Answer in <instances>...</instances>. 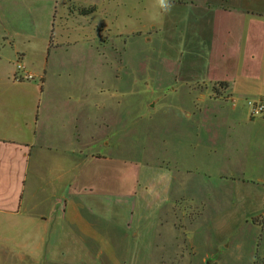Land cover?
<instances>
[{"label":"crops","instance_id":"0c3cea01","mask_svg":"<svg viewBox=\"0 0 264 264\" xmlns=\"http://www.w3.org/2000/svg\"><path fill=\"white\" fill-rule=\"evenodd\" d=\"M118 1L121 30L106 0L112 16L93 26L96 39H170L171 82L158 83L183 99L169 118L137 115L133 126L142 105L125 100V51L111 54L121 84L93 54L74 68L57 52L26 69L38 83L14 82L30 41L0 39V264H254L264 256L254 223L264 219V113L251 118L246 101L264 103V0H168L167 12L158 0ZM55 3L0 0V25L20 21L19 4L33 22ZM193 208L204 211L195 229ZM233 210L241 228L228 223Z\"/></svg>","mask_w":264,"mask_h":264},{"label":"rangeland","instance_id":"374dc122","mask_svg":"<svg viewBox=\"0 0 264 264\" xmlns=\"http://www.w3.org/2000/svg\"><path fill=\"white\" fill-rule=\"evenodd\" d=\"M23 1L25 3L27 0ZM46 2L47 0H45V3ZM55 2L56 3L50 10L51 13L49 17H46L45 12L40 11V13L35 15L33 22L28 19L22 9L26 7V4H19L18 16L20 21L12 28H4L0 25V39L8 36L11 39L20 40V43H22L23 40L25 42V39H29L31 50L28 52V58L23 61V63L21 62V64L28 70L30 67L31 69L38 70L42 67H47V63L50 60L49 52L52 54L57 52L59 53L58 55H62V58L66 61L72 63V67L79 68L80 64L84 61V57L90 58V54H93L92 60L97 61L100 67L101 65H108V67L105 66V69L108 71V76L112 75L113 71L115 74V79L113 81L117 85L122 83V73L118 70L119 65L122 67V64H120L122 60H119L118 56L111 57V54L116 53L118 55H123V51H125L126 58L128 56L131 57V75L129 78L130 91L129 97H125V100H129V104L132 107L134 105L143 106V103L148 105L147 108L141 106L140 110L131 109L132 125L135 126L137 124L133 118L137 115V117L142 116L144 122L149 121V119L164 118L159 117V115H165V117L169 118L170 111L176 109H172L171 107L174 106V103L183 99L182 92L179 94L175 91L177 86L174 83L171 85H162L158 83L165 80L171 82V67L173 65V59L170 57L172 51L171 40L96 39L99 36L95 34V28H93V26H95L98 21H104L106 23L105 16H112L110 10L108 14H106V11H102L106 8V0H55ZM116 3H118L117 7H119L118 9L116 8L117 11L115 14L119 17L116 23L117 31V29L121 30L119 23H122L124 12H122L121 3L118 0H116ZM64 12L66 13L65 16L63 15ZM131 15L133 17L130 23L134 26V24H136L134 20L135 14L131 13ZM147 16H150L151 19L157 22V17L154 12L149 13ZM78 26H80L81 29L78 28ZM83 26L86 28L85 30H82ZM105 31L101 33L104 37ZM15 32H18V35H15ZM186 40L187 39H183L178 45L180 47L183 46L184 50L187 46L191 45L190 41L187 40V42H185ZM95 55L98 58L97 60ZM117 75L120 76L118 79H116ZM100 78L101 76H99V79ZM32 82L38 83V79L35 77V80L31 81V83ZM109 88L111 89L113 97H116L117 93L114 94L113 87L109 86ZM125 96H127L126 93ZM249 100L251 99L247 101ZM121 102H123V100L120 101L119 108L123 106ZM155 102H157V105H155ZM163 106L165 108H162ZM161 109L163 112H160ZM142 124L144 125V123ZM162 153L164 155L166 153L170 154V148L164 145ZM153 155L154 151H150L149 157L154 158ZM206 207L208 209H205V213H212V206L207 205ZM194 208L192 210L194 213L196 212V216L198 214L199 216L196 219L197 225H194L193 229L200 226L202 222L200 214H204L202 209L198 210ZM210 208L211 211H209ZM231 213L232 217L228 220V223L232 225L231 228H234L241 221V217L239 214L236 215L235 210ZM237 227L241 228V226ZM240 228H238V230ZM260 238V246L264 248V230L260 232ZM254 264H264V256L261 257L259 255Z\"/></svg>","mask_w":264,"mask_h":264},{"label":"built area","instance_id":"2783aa9c","mask_svg":"<svg viewBox=\"0 0 264 264\" xmlns=\"http://www.w3.org/2000/svg\"><path fill=\"white\" fill-rule=\"evenodd\" d=\"M12 79L14 82H31L35 80V77L26 70L21 62H17ZM247 107L251 118L260 117L264 113V103L262 101L249 100L247 101Z\"/></svg>","mask_w":264,"mask_h":264},{"label":"trees","instance_id":"16d2710c","mask_svg":"<svg viewBox=\"0 0 264 264\" xmlns=\"http://www.w3.org/2000/svg\"><path fill=\"white\" fill-rule=\"evenodd\" d=\"M217 86H218V88L214 89V91H216V92H217V89H223V87H225L226 85L223 83H218ZM262 219H263L262 217H257L254 219V223L261 226L262 228H264V226H263L264 225V222H263L264 219L263 220Z\"/></svg>","mask_w":264,"mask_h":264},{"label":"clouds","instance_id":"9594fccd","mask_svg":"<svg viewBox=\"0 0 264 264\" xmlns=\"http://www.w3.org/2000/svg\"><path fill=\"white\" fill-rule=\"evenodd\" d=\"M159 5L164 9V11L171 10V4L168 3V0H158Z\"/></svg>","mask_w":264,"mask_h":264}]
</instances>
